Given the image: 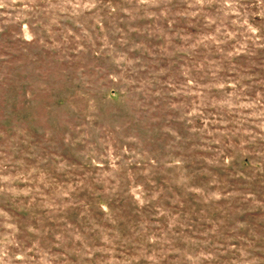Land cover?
<instances>
[{"label":"rangeland","instance_id":"374dc122","mask_svg":"<svg viewBox=\"0 0 264 264\" xmlns=\"http://www.w3.org/2000/svg\"><path fill=\"white\" fill-rule=\"evenodd\" d=\"M0 264H264V0H0Z\"/></svg>","mask_w":264,"mask_h":264}]
</instances>
